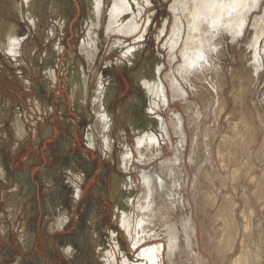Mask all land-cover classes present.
Instances as JSON below:
<instances>
[{"label":"bare ground","instance_id":"bare-ground-1","mask_svg":"<svg viewBox=\"0 0 264 264\" xmlns=\"http://www.w3.org/2000/svg\"><path fill=\"white\" fill-rule=\"evenodd\" d=\"M150 1L152 2V0H81L84 8V17L81 24L82 26L85 24V29H82L86 31V34L83 35L79 47L82 57L78 59L77 64H75L68 73V82L70 87L72 85L70 88L72 89L71 94L74 98V102H76V100H81L80 103H78L81 114L86 115L89 113V116L93 118V122L86 133L88 143L93 147L100 146L102 151L106 155L108 154V158L114 162L115 159H117L119 169L128 172L131 167L130 162L135 158V151L133 150L132 145L130 146L127 144L123 150L118 151L115 158V153L113 151V134L115 133V130L117 131L116 127L118 126L117 123L119 122V119L110 112V108L107 104L108 96L110 97V88L107 85L104 74L98 75V80L94 85L93 93L90 94L89 90L92 83L90 76L96 71L97 63L95 62L99 57L102 47V38L100 36L105 35L106 45H108L110 38L113 36H137L133 44L129 43L121 48L122 52L119 58L106 61L105 64L108 68L111 66H117L120 69L129 66L135 70L137 78L136 82H138L139 86L146 94L148 111L151 112L155 118L154 122H151L153 129H148L143 135L136 137L135 150L138 155H140V158H146L147 156L151 160V158L160 155L159 153L161 152L162 147V139H160V137L165 135L172 143V134L169 124L165 121V118L158 113V110H162L163 106H169L172 102H186L188 105V109L186 110L188 126L190 131L194 134V138L192 139V153L189 157L195 168L196 180L193 182L194 184L192 188L194 191L193 199L196 205L197 217L200 219V222L204 227V243L214 250L213 246L208 242L210 231L209 228L205 226L206 224L204 225V221L207 216L206 209H208L209 206L216 204L215 202L218 194L209 191V189L203 190L197 181V178L199 177L205 176L214 186V182L216 181V186L221 190L223 188H230L231 183L234 186L235 181L230 182L228 175L229 171H232L235 175V179H237V177H240V180L244 178L254 184V188L251 192L250 188H248L249 186H245L243 189L244 192L240 194L243 198L244 206L246 207L245 210L240 212V217L246 222V224L244 222V228H247V226L250 225L248 223L252 222L253 228L264 229V219H260L262 216L259 217L260 213L264 215V168H261V175L258 176L256 172L260 168V165H258L255 160L251 159L252 156L253 158L255 156L259 159V151H251L250 157H248L250 162H247V172L246 170L243 172L239 169L236 170L233 168V166L238 163V160H240V158L242 159L243 155L246 154V150L248 152L252 147L264 144V92L262 98H260L259 95V92L264 85V13L262 15L259 14L262 10V6H264V0H173V3L171 4L172 15H174V21L172 20L173 26L171 34L164 44L165 47L168 48V60L171 65L170 71H168L163 78L161 77V73L164 69L162 67L163 59L157 58L150 62L145 59L146 57L143 58V53L145 51L144 37H146V33L149 32L151 21L155 18L154 9L148 11L146 18L147 9L150 8L149 6L151 4ZM40 2H42V0H0V10L5 9L3 10L2 15L0 14V64H2V66L4 65L3 67L6 68V71H8L7 67L10 66L12 68V71L10 70V73H8L15 81L20 82L22 87L32 89V84H28L30 83V80H24L23 73L19 70H17L19 71L17 72L16 68L21 67V65L30 66V64L26 62L27 59L29 62H34L39 66L38 69L36 68L37 71L35 70V73L37 76H40V78L41 76L43 77L40 86L42 85L46 92L47 87L50 86V79L51 83L53 82V85L55 84L57 88L59 86L58 83L60 82V77L57 71V66H61L63 54L66 46H68L66 45V35H69V28L71 26H69V21H71V14L74 9L76 11L78 8H76L77 5L71 3L68 4L67 1L62 0H45L43 4ZM73 5L74 8L72 7ZM252 16H254V19L252 20L253 24L251 23L253 28L251 27L252 32H250L252 33V36L251 38L249 37V41L244 43V46L240 51L243 66L241 69H238V71L234 70L233 73H230V75L232 74L234 77V84H236L237 87L232 88L231 93L227 95L225 94V88L230 85L231 81L229 80V74L226 73L224 69L223 62L231 58L236 61V53L233 51V48H235L238 42L244 39ZM19 17L28 23V29H24V25L21 27L20 23L15 21ZM45 19H47V23L44 22ZM146 19L148 22L144 28ZM163 27L165 28V26ZM164 28L159 30L158 38H160L161 34L164 32L167 33V31L163 30ZM142 29L143 32L141 33ZM33 31L40 39V45H42L36 48L38 50L32 51L34 53H31V50L33 49L31 43L34 40L29 42L27 38ZM262 42L263 44H261ZM42 50H44V54H42ZM37 51L41 52V56L40 58L37 59L36 57L35 59L33 54L35 55ZM229 54L231 58L229 57ZM75 58V53L68 54L63 59V64L71 66L75 62ZM180 58H182L181 61ZM177 62L179 63L174 68V65ZM46 63H50L51 65L46 67ZM52 66H56L53 71ZM44 67L46 68L44 69ZM213 70H218L219 75L217 74L215 76L213 74L214 76H206V74ZM195 76L198 77V81L195 79ZM4 77L5 76H2V78ZM61 79L63 83V78L61 77ZM195 83H200L201 87H197ZM205 87L211 92L212 97L206 95L207 91H204V89H206ZM35 89L37 88L35 87ZM1 91L0 88V95ZM54 91L55 90L50 91L51 95ZM35 92L39 96L38 99H35L36 108L41 110V106L43 103L45 104V100L37 90ZM65 94L67 95V93ZM191 94H198L200 96L205 95L206 106L208 109L201 110L197 106L198 103H190L189 98ZM230 101H233L232 106H230ZM240 102L245 103L247 106L245 109L249 113L248 118L252 120L250 125L247 124L249 126L248 130L250 137L249 140H245L244 144L242 143L244 140L241 139L242 141H238L233 136V138L230 137L231 135L229 136L228 133L226 134V131L224 130L225 125L221 122V119L226 115L225 118H227L228 124H230V129H233L232 133L233 131H237V119L233 120V118H235V115L239 110L238 104ZM4 103L5 102L1 99L0 106ZM240 104L242 105V103ZM75 107H77L76 103ZM7 108V106L0 107V130L1 127L5 126V124L3 125V121L8 115ZM211 116L213 118L212 124H208ZM9 118L14 121L12 124V133H14L15 137H18L16 143H13L14 140H11L13 136L9 139V143L11 142V144L13 143L15 145H12L14 147L13 150H15L19 147V144L25 135H30L32 131L30 132L27 125L21 120L23 117L21 113L20 115L18 114V111H16L13 118ZM230 118H232V120H229ZM51 124L52 122H42L40 126H37L34 129L36 138L37 136H40L41 139L46 138L52 131ZM170 125L173 128L172 133H174L179 140L180 145L177 146L178 150L180 149V146L184 149L189 141V133H186L185 131V118L181 113H177L175 114V119H171ZM141 127V125L131 121V129L135 135L142 131ZM242 128L244 127L242 126ZM119 133V137H122V135L123 138L126 137L127 132L125 128H120ZM218 137H221V139L218 143V149L215 152L212 148V141ZM7 138H9L7 134L4 137V134L0 132V148L2 145L1 143L5 139L7 140ZM123 138H120V141H123ZM230 138L233 139L232 141L234 142L230 141ZM243 145L245 146L244 148ZM200 147L204 149L203 157V153L199 151ZM241 150H244L245 153L241 154ZM177 154L178 155L174 156L173 159L171 158L163 162V166L166 167L168 171L170 170L173 172L175 167L178 166L177 163L180 161V151H178ZM11 156L12 154L6 152V150L0 149V206L2 209H5L4 207H6V209L8 208V211H6L3 216H0V243L4 246L0 251V264L4 261L3 254L6 252L8 253L9 249L8 245L3 244L6 239L9 240L13 236L16 237V239H14L18 243V254H21L19 252H24L22 249H25L26 251L31 246L34 247L32 223L30 222L29 217L31 207L30 204H28V201L32 196L27 195V197L24 198L25 200H23V198L18 199L14 197V195L18 193L19 190H22L23 187L19 181H17V183H20L19 185L15 184L13 189L9 188L8 185L12 186L10 183L14 180L12 173L14 174L15 167L13 168V166L9 165L10 167L6 168L7 164L4 165L3 163L4 160H8ZM218 160L220 165H218L219 163L217 164ZM262 162H264V159H262ZM243 169L244 168H242V170ZM39 175H47L45 177H50L47 170L41 172ZM43 177H40L43 182L42 190L44 189L46 192L45 194H43L44 192L42 193L40 196L41 199L38 201H40V204L48 211L45 212L47 215L41 219L42 228L44 231L48 230L49 232H54V229L58 230L68 226L67 207L70 200L65 202L61 207V202L56 200L60 197L59 193H62L65 190L62 189V185L61 189H57L58 186L56 188V183L54 185L51 180L44 179ZM76 177L78 181L82 180V177ZM236 182L239 181L236 180ZM1 183L7 185L1 187ZM47 184H50L51 186L54 185V188L51 190L47 189ZM72 184L75 185L76 194L79 195V183H77L76 180H72ZM159 184L160 188L164 186L162 180L159 181ZM135 185L136 184L131 177L116 176L112 179L113 189L110 197L118 198L119 196L120 206H118V204L113 205L114 225L117 228V231L109 229L110 231L107 233V237L110 239L109 248L102 246L101 237L105 234L104 230L102 229L100 232L96 231L97 225L102 226L103 224V219L105 218L103 216L105 212L99 215L92 213L94 215L90 216L92 225L89 227L87 233H85V237H87L88 242L86 245L88 246L87 250L91 252L93 256L91 257V264H177V254L181 250V244L183 243L181 239L182 231L186 235L185 251L194 254V257L198 260L201 258L200 260L202 264H211L210 260L205 259L200 253L196 255L194 242L196 241V244H198V228L190 220H184L182 228H180L177 222L166 224L154 223L153 227H149L152 219L155 218L154 204L151 202L153 189L156 190L155 179L152 176H147L144 181L141 182L142 196L137 198V206H135ZM121 189H124V192L118 194ZM21 200H23L22 203ZM237 205V201H233L232 208L231 206L226 205V203L224 204V206L229 209L231 216L229 217L230 222H236V219L234 218L237 213L235 208ZM18 209H20L19 211L22 210L25 212L22 213L23 218L21 217V219H19L20 214H17L19 225H14V229L17 230L12 234L9 229L12 228V225L15 222L13 221L9 224V221L16 216L14 211ZM135 210H137V213L134 214ZM103 211L108 213L107 210ZM7 217H9L7 219L9 221L6 220ZM21 220H23L22 224L20 223ZM39 220L40 216L36 223H40ZM258 220L260 222L255 223V221ZM233 230L235 231L237 229L233 228ZM17 232L19 236H17ZM60 233L61 232H59V234ZM250 233L251 235H249L253 238L254 232L251 231ZM120 235H122L123 238L126 237L130 240L133 250L135 251H138L141 245L143 246V243L151 244L154 241L156 243L142 247V249L138 251L136 259L131 260L130 255L128 256V254L126 255L125 252L122 251L123 248L126 249V246L125 244V247L123 246ZM232 235L236 239V232ZM258 236L263 243L262 253L255 258H248L242 255L244 257L236 258L234 264H241L243 261L244 264H264L263 230L258 232ZM2 238H5V240H2ZM159 239L162 242H158L157 240ZM54 240L48 237V240H44V244L47 245V243H50L52 246L50 249H56L62 259L65 257L67 264L72 262L71 257L74 258L75 256L73 246L67 242L65 245H61V248L57 250L54 245ZM242 241H244V239ZM216 250H214L215 253L212 251L217 257L215 258L223 259L220 254L223 251H219L218 248ZM255 254L257 255L256 252ZM54 255V260H56V257L58 256L57 254ZM199 256L200 258H198ZM139 258L142 260H137ZM26 262L24 258H19L13 264H31L30 262L28 263V261ZM46 264H48V262Z\"/></svg>","mask_w":264,"mask_h":264},{"label":"rangeland","instance_id":"rangeland-1","mask_svg":"<svg viewBox=\"0 0 264 264\" xmlns=\"http://www.w3.org/2000/svg\"><path fill=\"white\" fill-rule=\"evenodd\" d=\"M43 2H45V0H42L41 4H43ZM76 2H77V4H76ZM150 3H151L150 6H149L150 8L147 9L146 18H147L148 11H150L152 9L155 10V18L151 21L149 32H147L146 35H145L146 37H144V43H145V47L144 48H145V51L143 53V58H145L146 55H149L151 59H146V58L145 59L150 61V62L153 61L154 59L162 58L163 59L162 60V67L164 69H163V71L161 73V77L163 78L164 75L168 71H170V65H171V64H169V60H168V57H169L168 48H166L164 44H165V41L170 36L171 29H172V26H173L174 15H172L173 12L171 11V4L173 3V0H152V2L150 1ZM74 5H77L76 8H78V9H76V11L74 9L75 12L71 14V21H69V26L70 25L71 26H70V28L69 27L68 28H69V35H71L73 32L75 34H73V38L71 40L68 39L69 35L68 34L66 35V39L68 40V41L66 40V42H67L66 45H68V46H66L65 52L63 54V59L68 54L75 53L76 54L75 62L71 66H68V65H64L63 64L64 60L62 59L60 69H58V71H59L58 74H59L60 79H61V77L63 78V83L61 82L62 84L60 86H58V88H56L54 93L51 95V99H56V101L58 102V105H57L58 117L60 116V113L64 112V110L66 109V101L70 102V98L72 97V94H71V90L72 89H70L72 87V85L70 87V84L68 82V80H69L68 79V73L75 66V64H77L78 59L80 57H82L81 53L79 51V47H80L83 35L86 34V31H84L85 24L83 26L81 24V21H82V19L84 17L83 16L84 8H83L81 0H76ZM263 7L264 6H262V10L259 13L261 15L264 13L263 12ZM3 10H5V9L0 10V14L1 15H2ZM74 17H75V20L72 21L74 19ZM17 19L15 21L19 22L21 27L24 25L23 28L24 29H28L27 28L28 23H26V21L24 19H21V17H19ZM253 19H254V16H252V18H251V20L249 22V26L247 28V31H246L244 39L242 41L238 42V44L235 46V48H233V51L236 53V61L234 59H232L230 54H229V57L231 59H229V60L227 59L226 61L223 62L224 63L223 64L224 69H225L226 73L229 74V80L231 81L230 85L225 88L226 89L225 90V94H227V95H229L231 93L232 88H234V87L236 88L237 87V85L234 84V77L232 76V74L230 75V73L231 72L233 73L234 70L238 71V69H241L242 66H243L242 61H241L242 58H241L240 51H241V48H243L244 43L249 41L251 36H252L251 35L252 33H250V32H252L251 27H252V24H253V21H252ZM147 22L148 21L146 19L145 24H144V28H145ZM163 26H165V28ZM82 28H84V29H82ZM162 28H164L163 30L167 31V33L164 32L163 34H161L160 38H158L159 30H162ZM143 29H142L141 33L143 32ZM101 34H103V33H101ZM100 37L102 38L101 39L102 40V47H101V51H100L99 57H98L97 61L95 62V63H97L96 64L97 68H98V65H100V63L104 62V64H106V61L119 58L121 56V52H122L121 48L123 46L129 44V43L133 44L134 40L137 38V36H135V37L134 36L133 37H130V36L129 37H125V36H122V35L121 36H113V37L110 38V40L108 42V45H106V43H105V38H106L105 35H102ZM27 40L29 42L34 40L31 43V45L33 46V49L31 50V53H34L32 51L38 50L36 48H38V46L42 45V44L40 45V43H39L40 39L36 36L34 31L29 35ZM70 43H73V44H71L72 48L70 46ZM261 44H263V42ZM40 53L41 52L37 51L35 53V55L33 54L35 59H36V57H37V59L40 58V56H41ZM42 54H44V50H42ZM154 57H156V58H154ZM181 60H182V58H180V61ZM231 60H233V61H231ZM26 62L28 64H30L31 67L29 65L28 66L27 65H21V67H17L16 68V71L19 70L20 72L23 73L24 80L32 81L31 82L32 85H33L32 86V90L29 89V88L24 87V88H26V90H25L22 87V85L20 84V82L15 81L11 77V75L9 73H10V70L12 68L10 66L7 67L8 71H6V68L3 67L4 65L2 66V64H0V88L2 90L0 98L5 102L0 107H6L7 106L8 107L7 108L8 109V115L7 116H9L11 118H13L15 116L16 111H18V114L20 115L21 110H22L21 109L22 106L27 107V109H31L33 107V108H35L38 111L37 115L42 117V120L36 123L37 126H40L42 124V122L48 123V121H46V117L44 116L45 112L43 111L44 108L47 109L48 104L47 103H45V104L43 103L42 104V106H41L42 107V109H41L42 111L38 110L36 108V104H35V99L39 98V96L35 92L36 91L35 87H38L37 85H38L39 82L41 84L43 77L41 76V78H40V76H37V74L35 73V70L37 71V69L39 68V66L37 64H35L34 62H29L28 59H27ZM178 63L179 62H177L174 65V68L178 65ZM53 64H55V63H53ZM50 65H51L50 63H46V67H49ZM46 67H44V69ZM52 67H53V69H52V71H53L56 68V66H52ZM19 71H17V72H19ZM130 72H131L132 76L135 74V77H136V73H135L134 69L131 68ZM88 74H89V72H88ZM213 74L215 76L217 74L219 75L218 70L217 71H215V70L210 71L208 74H206V76H208V75L212 76ZM2 76H5V77L2 78ZM91 76H92V78H91ZM91 76H90V79H91L92 83L91 82L90 83H91V86H92L91 88L94 91V85L96 84V82L98 80V73H96V71H95V73L93 75H91ZM37 79H39V80L41 79V80L38 81ZM195 79L198 81V77H196ZM52 80H53V78H52ZM49 83H50V86L52 85L51 87L49 86L50 88L47 87V90L50 92L52 90V88L55 86V84L53 85L52 84L53 82L51 83V79H50ZM195 85L197 87H201L200 83H195ZM124 87L125 88L122 90L123 97L126 96L128 91H129V88L127 89V84L126 83H125ZM185 88H186V86H185ZM8 90H9V92L11 94L8 93ZM205 90L207 91L206 95L208 97L209 96L212 97L211 92L207 88L204 89V91ZM93 91H92V93H93ZM133 91H134L133 93H128V98H129V96H132L134 94L142 95V92L140 90L136 89V88ZM263 92H264V85L262 86V90L259 92L260 98L263 97ZM65 93H67V95ZM56 95H57V98H56ZM25 96H27L28 98L25 97ZM31 96L33 97L32 105H30L28 102L26 103V101H25L26 99L27 100L29 98L31 99ZM63 96H64V98H63ZM204 96L205 95H203V96L201 95L200 96L198 94H191V96L189 98L190 99V103H193V102L198 103L197 106L201 110L208 109V107L206 106V96L205 97ZM71 102H72V100H71ZM232 102L230 101V106H232ZM78 103H80V101L76 100V105H77L78 111H75L73 109V107H74L73 104L71 105V110H73L77 115H79V112H81L80 109H79V104ZM240 103H242V105ZM240 103L238 104L239 110H238L237 114L235 115V118H233V120L237 119L236 120V122H237L236 123V130L237 131H233V133H232L233 129H230V124H228L227 118H225L226 115H225V117H223L221 119V122L225 125L224 130L226 132L225 131L224 132L226 134L228 133L229 136L231 135L230 137L233 136L238 141L244 140V141H242V143L244 144L245 140L246 141L249 140L250 134H249V130H248V127H249L248 125L251 124L252 120L248 118L249 117V113L245 109L247 107L245 105V103H243V102H240ZM185 104H186V102H184V101H176V102L170 103L169 106H167V105L163 106L162 110H158V113H160L165 118V121L169 124V128L171 129L170 131H171V134H172V143L168 140V138L165 135L163 137H160V139H162L161 140V145H162L163 148L161 147V152L159 153L160 155H157L156 157H153L154 159L151 158V160L147 156H146V158L145 157L144 158H140V155H138L137 151L135 150V145H136L135 141H136V137H138L139 135H143L148 129H153L152 125L150 127H143L142 131L139 134L136 135V137H135V139L133 141L130 142V140L133 139L131 137V135L128 137V140H126V137L129 134L128 125L131 126V121L134 122L133 118H130V117L128 118L127 117L130 114V112H131L130 111V107H124L125 111H122V113H123V115H122L121 111H118L117 109H115V107H111L110 106V108H111L110 112H112V114H114L116 116V118L119 119V122L118 121H117L118 123L116 122L118 126L116 127L117 131L115 130V133L113 134V139L117 140V141H120V138H121V137H119L120 128H125V130L127 132L126 137L123 138V135H122L123 141H120L119 144L120 145H124L123 148L127 144H129L130 146L132 145L133 150L135 151V158L132 159V161L130 162V166H131L130 170L127 172V171H123L122 169H120V171L124 172L123 174L126 177H131L134 180V183L136 184L135 187H134L135 198H136L135 206H137V203H138L137 202V200H138L137 198H140L142 196L141 195V186H140L141 182H143L144 179L147 176H152L155 179V183H156V190L153 189L152 199H151V202L154 204L153 206H154V209H155V211H154V215H155L154 217L155 218L152 219L151 224L149 225V227H153L154 223H156V224H158V223L166 224V223L177 222L178 225L180 226V228H182L183 221L184 220L185 221L190 220L198 228V244H196V241L194 242V246H195L194 248H195L196 255H198L200 253L205 259H209L211 264H232V263L234 264V260L236 258H239V257L243 258L244 256L248 257V258L249 257L250 258L251 257L255 258L256 256L260 255V253H262V251H263V243L261 242L260 237L258 236V232H261L262 230L264 232V229L263 228H261V229L253 228V223L252 222L248 223L250 225H248L247 228H244V222L245 221H243L242 218L240 217V214H241L240 212L242 210H245V208H246L244 206V201L242 200L243 198H242V196L240 194L244 192L243 189H244L245 186H249L248 188H250V192H251V190L254 188L253 187L254 184L249 182L247 179L245 180L244 178H242L243 180L242 179L240 180V177L239 178L237 177V179H235V175L232 173V171H229L228 175H229L230 182L235 181V183H234V186L231 183L230 184V188H227V189L226 188H223L222 190L218 189V186H216L217 182L216 181L214 182V184H215V186H214V185H212L210 183L209 179L206 178L205 176L197 178V181L199 182L198 184H199L200 187H202L203 190L209 189V191H213L214 193L218 194L217 200L215 202L216 204L213 205V206H209V208L206 209L207 216H206V220L204 221V225L206 224L205 226L208 227L209 231H210V236L208 238L209 239L208 242H210V244L213 246L214 250H216L218 248L219 251L220 250L223 251V252L220 253L222 255L223 259H216L217 257L214 254L215 251L213 249H211L210 247H208L206 245V243H204V233H205V231H204V227L202 226V224L200 222V219L197 217L196 205H195V202H194V199H193L194 191H193L192 188H193V184H194L193 182L196 180L195 179V168H194V165L191 163L189 157H190V155L192 153V139L194 138V136H193L194 134H193L192 131H190L189 126H188V121H187L188 118L186 116V110L188 109V107H187L188 105L187 104L185 105ZM49 109H47V111H50ZM177 113L178 114L181 113L182 116L185 118V131H186V133H189L188 134V136H189L188 144L185 146L184 149L180 146L179 150L177 148V146L180 145L179 144V140L174 135V133H172L173 132V128L170 125L171 119H175V114H177ZM240 113H241V115H240ZM9 114H11V115H9ZM7 116L4 118V121H3L4 122L3 125L5 124V126L1 127V130H0V132L2 134H4V137H5L6 134H7V136H9V138H7V140L5 139L1 143L2 145H1L0 149L1 150H6V152H9L10 154H12V156H11L12 158L10 157L8 160H4L3 164L4 165L7 164L6 168L10 167L12 165H15V164L23 165V163H24V161L26 159V154H24L22 156V155H20V153H18L19 148H21V147L17 148V157L14 156L16 149L13 150V148H14L13 146H15L13 143H16V139H18V137H15L14 133H12L13 132V129H12L13 125L12 124H13L14 121L12 119H10L9 117H7ZM126 118H128L129 120L128 119L126 120ZM238 118H239L240 121L238 120ZM242 118H243V120H242ZM245 118H246L247 121L245 120ZM21 120L24 122V124L27 123V122L25 123L24 119H21ZM229 120H232V118H230ZM212 121H213V118L211 116L210 119H209V123L208 124H212ZM242 121H244V122H242ZM6 123H7V125H6ZM136 124H138V123H136ZM243 124H245V125H243ZM238 126L239 127L241 126L240 130H239ZM242 126L244 128L246 126V128L244 129V128H242ZM61 127H63L64 129L66 128L62 124H61ZM35 128L31 127L30 130H29L30 132L32 131L31 133H33V137L35 135V132H34ZM8 129L11 130V131H9ZM51 129H52V127H51ZM227 130H229V131H227ZM191 132H192V134H191ZM63 134H64V132H61L60 136H62ZM242 135L244 136V139H243ZM12 136H13V138H12ZM76 136H78V137L80 136L78 128L76 129ZM262 136H263V134H262ZM82 138L85 140V143L88 145L89 143L87 141L86 131H85L84 135L82 136ZM9 139H11L12 141L14 140L12 144H11V142L9 143ZM220 139H221V137H218L214 141H212V148L215 150V152L218 149V143H219ZM232 140L233 139H231L230 141H232ZM232 142H234V141H232ZM244 147L245 146L243 145V148ZM123 148L120 149V147L115 146V148H114L115 149L114 150L115 158L117 156L118 151L119 150H123ZM85 149L86 150H83V151H86V155H88L89 158H96L95 159L96 161L97 160L99 161L100 160L99 158L101 156H106L105 153L102 151L100 146L93 147L92 145L89 144L88 148H85ZM252 150H253V152L259 151V159L256 158L255 156H254L255 159L253 158V156H252L251 159L255 160L256 163L258 165H260V168H259L260 171L258 169L257 172H256L257 175L260 176L261 172H262L261 168H264V165H263L264 162H262V159H264V153H263L264 152V144H259L258 146L256 145L255 147H252V149H249L250 152L249 151L247 152V150H246V154L243 155V158H242L243 160L240 158V160H238V163L235 164L233 166V168L236 169V170L239 169V170H241L243 172H245L246 169L248 170L247 162H250L248 157H250V154H251ZM178 151H180V161H179V163H177L178 166L175 167L173 172L170 171V170L168 171L166 169V167L163 166L164 165L163 162L165 160H168V159H171V158L173 159L174 156L178 155L177 154ZM199 151L203 153L202 154V157H203L204 156V149L200 147ZM39 153H40V151L37 152V154H39ZM242 153H245L244 150H241V154ZM19 155H20V157H18ZM29 155H27V156H29ZM42 155L44 157H46L47 161L41 167H38V166L34 165V167H33L34 175L41 174V172L45 171L46 168H47L46 165L48 164V157H49L48 150H46V149L43 150ZM261 156H263V157H261ZM15 158H19L20 160L23 161V163H21L20 161H16L15 162ZM107 160L113 161L110 158L107 159ZM257 160L259 161V163H258ZM28 161L29 160L26 161L25 168H22L25 172H26L27 169H30L32 171V168H31V165H32L31 163L32 162L30 163V161L29 162ZM115 161H116V163L114 162L115 163L114 166H116L115 168H118L117 159H115ZM11 162H12V164H11ZM100 163H102V160L100 161ZM217 164L220 165L219 160L217 161ZM27 166H29V167H27ZM13 168H14V166H13ZM242 168H244V169L242 170ZM100 169H101V167H100ZM110 169L111 168H110V164H109V170ZM109 170H108V172H109ZM247 170H246V172H247ZM70 171L72 172V170H70ZM113 175H116V173H113L112 176ZM231 175H233V176H231ZM125 176H122V177H125ZM40 177H42V176H39V178ZM231 177H233V178H231ZM43 178L51 180V182L54 185L56 183L55 186L57 188L58 185L61 186L62 184H65V180H67L66 179L67 178V174L64 171H61V172L54 171V172L51 173L50 177H45L44 176ZM21 179H22L23 182H26V180H27L24 175L22 176ZM100 179H102V176H101ZM100 179L99 180L97 179L95 181V183L92 186V190H94L96 188V186L99 185ZM112 179H114V178L113 177H111V178L109 177V183L106 182V188H105V190L103 192L104 193V195H103L104 199L100 198L101 194L99 196H91V199L93 200V202L97 201L96 204H97L98 207L104 208V207L107 206L108 211H109L108 213H110V214L113 211V205L118 204V206H120L119 205V203H120L119 196H118V198L117 197H115V198H111V197L107 198V194L106 193H109L110 196H111V192H112V189H113V186L110 187L112 185ZM160 180H162L164 182V186L162 188H160V184H159ZM236 180L239 181V182H236ZM40 181H41L40 182L41 191H40L39 194L41 196L42 193L44 192L43 194H45L46 191L44 189L42 190V183H43L42 182V178H40ZM10 184H12V182ZM3 185H7V184L1 183V187H3ZM54 185L51 186L50 184L49 185L47 184V186H48L47 189H49V190L53 189ZM8 186L10 187V185H8ZM235 189H236L237 192L235 191ZM123 190L124 189H121V191L118 194L123 193L124 192ZM23 191H24V193H22V191L19 190L18 193L15 194L16 196H14V197H17L18 199H21L22 197H24V196H26L28 194V192L26 190H23ZM20 192H21V194H20ZM92 193H94V191H92ZM61 195H63V196H61ZM69 200H70V197L67 195L66 191H64V193H60V197L56 201L61 202L60 205L62 207L64 205V203L68 202ZM233 201H237L238 202V205L235 206L237 213H236V216H235L234 219H236V222H230L229 217H231V216H230V213H229V209L224 206V204L226 203V205H229L232 208ZM103 202H106L107 205L104 206ZM43 208H44L43 205H41V210ZM20 209H21V207H20ZM20 209L16 210V213ZM105 210H106V208H105ZM136 211L137 210L134 211V214L137 213ZM23 212H25V211H23ZM4 213H5V210H2V208L0 207V216H3ZM113 213H114V211H113ZM110 214L103 219V226H101V231L104 228L103 230H104V233H105L101 237L102 238L101 239L102 240V244H103L102 246L105 247V248H107V247L109 248L110 247V244H109V240L110 239L107 237V232L106 231L108 229L117 231V228L114 225L115 224L114 220H113V218H111ZM260 216H262V217H260ZM21 217H19V219H21ZM259 217H260V219L262 218V220L264 219V215L261 214V213L259 214ZM13 221H14V219L10 220L9 223L13 222ZM30 222L32 223V221H30ZM259 222H260L259 220L255 221V223H259ZM20 223L22 224L23 220H21ZM18 224H19V220H17L15 225L17 226ZM245 224H246V222H245ZM21 227H22V225H21ZM21 227H20V229H21ZM68 227L69 226L64 227V228H68ZM64 228H61V229H64ZM233 228H236L237 230L234 231ZM222 229H223V231H222ZM250 230L254 232V237L253 238L250 236L251 235V233H250L251 231ZM42 231H43L42 235L44 236V240L45 239L48 240L47 231L46 230H45L46 232L44 230H42ZM87 231H88V229H87ZM18 232H17V236H19ZM235 232L237 234L236 239L232 235ZM67 233H68L69 237L73 238L74 240L81 238L80 237L81 230H80V227H79V221L74 220L72 228H69ZM220 235H221V238H220ZM121 236L122 235H120V239L123 242V246L125 244L126 249H127L126 250L125 248H123L122 251H124L126 255L128 254V256L130 255V257H131L130 259L131 260L136 259L137 253H138V251H140L142 249V247H145L147 245H153L154 243H156L155 241L153 243H151V244H147V243L144 244L143 243V246L141 245L139 250L135 251V250H133V247H132V244H131L130 240L127 239L126 237L123 238V236L122 237ZM49 237H50V235H49ZM15 239H16V237H15ZM181 239H182L183 243L181 244V250L178 253L179 255L177 254V259H176L177 260L176 261L177 264H202V262L200 260L201 259L200 256L198 257V258H200L198 260L197 258L194 257V254L190 253L189 251H185L184 248H185V243H186V235H185V233L183 231H182ZM243 239H244V241H242ZM157 241L158 242H162L160 239L157 240ZM260 242L262 243V245H261ZM255 243H257V244H255ZM243 247H244L245 250L243 249ZM39 248H40V246H37V250H39ZM84 250H85V246H84V249H82V251H83V252H81L82 254H84ZM254 250L257 253V255L255 254ZM41 252H42V254L45 255L43 250ZM249 254H250V256H249ZM251 254H252V256H251ZM40 255L41 254L37 253V258L40 259L42 262L45 261L46 258H44L43 256H40ZM242 255H244V256H242ZM64 259H65V257H64ZM137 260L141 261L142 259L139 258ZM32 261L35 262L34 259ZM58 261H59V264H65L64 262H62L60 260L59 256H58ZM86 261L87 260H85L83 262V259H82L80 264H85ZM65 262L67 264L66 260H65ZM242 263L244 264V261L241 262V264ZM23 264H26V263H23ZM69 264H70V262H69ZM71 264H74V263H71ZM75 264H78V263H75Z\"/></svg>","mask_w":264,"mask_h":264},{"label":"flooded vegetation","instance_id":"flooded-vegetation-1","mask_svg":"<svg viewBox=\"0 0 264 264\" xmlns=\"http://www.w3.org/2000/svg\"><path fill=\"white\" fill-rule=\"evenodd\" d=\"M62 1H67L68 4H70V3L75 4L76 0H62ZM72 7L74 8V5ZM73 12H74V10H73ZM74 20H75V18L72 21H74ZM44 22H47V19H45ZM73 34H75V33L73 32L71 35H69L68 39L71 40L73 38ZM71 44H73V43H70V46L72 48ZM145 57H146V59H151L149 55H146ZM58 69H60V66H57V71H58ZM130 69L131 68L129 66L127 68L123 67L120 69L117 66H113V67L111 66L108 68L105 66V64L103 62V63H100V65H98V68H96V73H98V75L104 74V76L106 77L107 85L110 88V90H109L110 93L108 92L110 94V97L108 96V102H107L109 108H110V106L115 107V109H117L118 111H121V114L123 115L122 111H125L124 107H130L131 112L127 117L133 118L134 122H136L142 126L141 128L149 127L152 125L155 118L148 111V105L146 102V94L144 93V90L139 86L138 82H136L137 78L135 77V74L132 76ZM58 73H59V71H58ZM37 80L40 81L39 79H37ZM108 80H109V82H108ZM59 81L60 82L58 83V85L60 86L62 84L61 83L62 80L60 79ZM29 82L30 83H28V84H32L31 81H29ZM125 83L127 84V89L129 88L128 93H133L134 92L133 90H135V88H136L142 92V95L134 94L132 96H129V98H128V93H127V95L123 97L122 90L125 88L124 87ZM36 88H37L36 90L38 91V93H40V95L45 100V103L48 104L47 109L51 108V110L49 109L50 110L49 112L45 108L43 109V111L45 112L44 116L46 117V121H48L49 123L52 122V124H51L52 125V131L50 132V134L46 138H44L46 140L41 139L40 136H37V138H36V135L33 137L32 133H31L32 135L30 134L31 136L28 134L25 135V137L21 140V143L19 144V147H21V148H19L18 153H20V155H22V156L24 154H26V159L23 163V161L20 160L19 158H15V162L20 161L21 163H23V165H18V164L12 165L15 167V169H14L15 172H14V174L12 173V177H14L13 178L14 180L12 182V186L9 187L10 189H13L15 184L19 185L21 183L23 186L22 190H21L22 193H24L23 190L25 189L28 192L27 195L32 196L30 198V200L28 201V204H30V207H31L29 217H30V221H32L31 226H32V232H33V237H34V239H33L34 247L31 246L28 249L29 252H28V250L25 251V249H22L24 252H19L21 254H18V247H17L18 243L15 239L13 240V238H15V237L13 236L9 240L8 239L5 240V238H2V240H5L3 244L8 245V248H9L8 253L6 252L3 254L4 261L2 264H13L19 258H24L25 262L28 261V263L30 262L31 264H46L47 262H48V264H59L58 257H56L57 259L54 260V257H55L54 254H57V256H59L60 260L66 264L65 259H62L60 254H58V251H56V249H50V248H52V246H50V243H47V245L44 244V236L42 235L43 228H42V220L41 219L45 215H47V213L45 214V212L48 210L44 209V208L41 210L40 201H38L41 199L40 194H39L41 191V187H40L41 181L39 178L40 175H34V172L31 171L30 169H27L26 172L22 169V168H25L27 160H29L30 163L32 162L31 163L32 164L31 165L32 170H33L34 165H36L38 167L43 166L45 164V162L47 161V159L41 153L45 149L48 150V152H49L48 164L46 165L47 166L46 170H47L48 175L50 176L51 173L54 171H58V172L64 171L67 174V178H66L67 180L65 181V184H62V187H63L62 189L65 190L67 195L70 197V202H69V204L67 203L68 204V207H67L68 222H67V224L69 227L64 228L62 230L61 229H58V230L54 229L55 230L54 232H49L47 230V238L49 237V234H50L49 238H52L53 240L55 239L54 245L57 248V250L61 248V245H65L67 242H69V244L73 246V248L75 250L74 251L75 256H74V258L71 257L72 262H70V264L71 263L80 264L82 259H83V262L85 260H87L85 262V264H91V257H93V256H92L91 252H89L87 250L88 246H86V245L88 242H87V237H85V233H87V229L89 230V227L92 225L91 220H90V216L94 215L92 213L99 215V214H103V212H105L103 217H106L110 214V213L107 214L106 211H103V210H105V208L108 211L107 206L104 208L98 207L96 204L97 201L93 202V200L91 199V196H99L101 194L100 198L104 199V197H103L104 193L103 192L106 188V182L109 183V177L115 178L116 176L119 177V176H125V175L123 174L124 173L123 171H120V169L115 168L116 166H114V165H115L116 161L114 163V161L107 160V159H109L108 154L107 155L105 154L106 156H101L99 158L100 160L96 161L95 160L96 158H89V156L86 155V151H83V150H86L85 148H88V145L85 143V140L82 138V136L84 135L85 131L87 133V130L90 128V126L93 122V118L91 116H89V113H87L89 116V118H88L87 114L82 115L81 112H79V115H77L73 110H71V105L73 104V106H74L73 109L75 111H78V108L75 107L76 102H74L73 97L70 98V102L66 101V109L64 108L65 109L64 112H61L60 116L58 117V110H57L58 102L56 101V99H51V92H49L47 89L45 92V89L43 88V86L42 85L40 86V82L38 83V87H36ZM56 88H57V86H54L52 88V90H55ZM24 89L26 90V88H24ZM90 90H89V92L92 93V91H93L92 88H90ZM8 93L11 94L9 92V90H8ZM25 97H27V96H25ZM56 97H57V95H56ZM71 100H72V102H71ZM25 101H26V103L28 102L30 105H32L33 97L31 96V99L29 98L28 100L26 99ZM89 108H90V104H89ZM21 109L20 110H21L22 117L25 120V123L27 122L25 125H27L29 130L31 127L35 128L37 126L36 123L42 120V117L37 115L38 111L35 108L32 107L31 109H27V107L22 106ZM128 118H126V120ZM61 124L64 125L66 128L64 129L63 127H61ZM77 128L79 129V133H80L79 137L76 136V129ZM128 131H129V134L126 137V140H128V137L131 135V137L133 138L132 140H130V142H131L135 139L136 135L132 131L130 125H128ZM61 132H64V134L62 136H60ZM113 143L115 144V145L113 144V151H114L115 146L120 147V149L123 148V145H119L120 141L113 139ZM17 148H16L15 154H14V156H16V157H17ZM38 151H40L39 154H37ZM20 155L18 157H20ZM27 155H29V156H27ZM101 160H102V163H100ZM109 164H110V168H111L110 170H109ZM17 166H18V168H17ZM27 167H29V166H27ZM100 167H101V169H100ZM70 170H72V172ZM108 170H109V172H108ZM113 173H116V175L112 176ZM23 175L27 179L26 182H23L21 179ZM43 176H47V175H43ZM76 176L82 177V180L78 181ZM101 176H102V179H100ZM68 177H70V178H68ZM73 179L76 180L77 183H79L78 184L79 185V191H80L79 195L76 194V187L74 184H72ZM97 179L98 180L100 179L99 185L96 186V188L94 190H92V186ZM17 181H19L20 183H17ZM110 187H112V185ZM57 189H61V186L58 185ZM92 191H94V193H92ZM60 193H59V196H60ZM62 193H64V192H62ZM20 194H21V192H20ZM106 194H107L108 198H110V194L109 193H106ZM27 195L22 197L23 200H25L24 198L27 197ZM14 196H16V195H14ZM61 196H63V195H61ZM23 200H21V203L23 202ZM71 202H72V204H71ZM103 205L105 206V205H107V203L103 202ZM4 208L5 209H2V210H5V212L8 211L7 210L8 208L7 209H6V207H4ZM22 213H23L22 210L18 211L17 213H16V211H14V214L16 215L13 218L15 223L17 222V214H20V217H21ZM112 214H113V211L111 212L110 215H111V218H113V220H114V216H113L114 214L113 215ZM39 216H40V220H39L40 223H36L37 219H39ZM8 218L9 217H7L6 220ZM74 220L79 221V227L81 230V234H80L81 238L76 239V240L69 237V235L67 233L69 228H72ZM15 223H13L12 228L9 229L12 234L14 231L17 230V229H14ZM100 226L97 225L96 231L100 232V230H101ZM102 226H103V224H102ZM108 231H109V229L106 232L108 233ZM59 232H61V233L59 234ZM75 243H76V245H75ZM37 246H40L39 250H37ZM46 246L49 250L46 248ZM84 246H85V251H84V254H82L81 249H84ZM3 247L4 246L2 245V243H0V248H1L0 251L3 249ZM42 250L44 251L45 255L42 254V252H41ZM26 252H27V254H26ZM37 253L41 254L40 256H43L44 258H46V260L42 262L40 259H38ZM76 258L77 259L80 258V259L77 260ZM33 259L35 260V262L32 261Z\"/></svg>","mask_w":264,"mask_h":264}]
</instances>
